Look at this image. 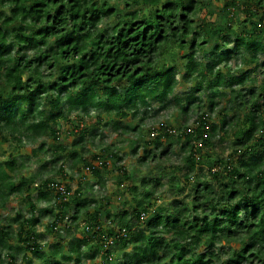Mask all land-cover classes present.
<instances>
[{"label":"trees","instance_id":"obj_1","mask_svg":"<svg viewBox=\"0 0 264 264\" xmlns=\"http://www.w3.org/2000/svg\"><path fill=\"white\" fill-rule=\"evenodd\" d=\"M263 40L264 0H0V205L24 194L30 213L16 214L23 247L9 243L11 227L0 221V264H17L19 252L23 260L39 254L37 215L49 218L55 239L39 256L43 264L96 253L103 264H117L111 249L129 246L119 264H264V79L254 81L264 74ZM176 67L181 81L191 83L186 101H174L184 124L145 129L157 113L151 104L164 105L173 94ZM202 88L207 97L196 99L193 92ZM63 106L80 117L95 111L93 129L76 118L74 139L65 145L58 142L62 122H70ZM104 114L115 120L104 121ZM138 114L137 124L126 123ZM108 122L136 137L131 154L144 149L137 164L167 159L177 144L185 170L173 165L169 182L175 192L189 190L187 198L155 205L159 180L154 187L144 179L135 184L108 147L86 157L85 138ZM43 137L52 143L34 147L39 166L26 169L18 160L21 146ZM216 138L230 143L227 156L213 151ZM59 161L55 173L63 181L42 179ZM68 163L72 170L82 164L101 185L104 170L118 166L116 183L127 184L136 205L117 212L107 197L83 200L81 184L71 193ZM39 201L48 206L39 210ZM80 219L84 227L73 237ZM103 220L117 230L105 229Z\"/></svg>","mask_w":264,"mask_h":264},{"label":"rangeland","instance_id":"obj_2","mask_svg":"<svg viewBox=\"0 0 264 264\" xmlns=\"http://www.w3.org/2000/svg\"><path fill=\"white\" fill-rule=\"evenodd\" d=\"M214 15H211L209 19L211 21L213 20ZM241 19H243V16H241ZM11 43V41L9 42ZM233 44H231L232 46ZM262 45H264V40ZM230 46V47H231ZM12 53H14L16 50H18L17 45L13 44L11 46ZM264 55L261 53L259 55V60H263ZM176 78H177V85L174 87L173 94L170 95L167 98V102L164 105H160L158 103H152L151 108L153 111L157 112L154 116L147 119L144 123V128H151L152 126H156L161 122L167 123L175 129L178 130V127L182 126L184 122L179 119L177 116H183V113L181 111L176 110L175 100H181L186 101L187 95L190 93V82H183L181 81V74L179 72V69L176 67ZM254 76V74H252ZM236 76V75H234ZM255 85H260L262 83V79H264V74H255L254 76ZM247 87V86H246ZM208 92L206 88H202L200 91H194L193 96L196 99H202L204 100L205 97H207ZM196 102V101H195ZM185 105H188V102H184ZM95 114V111H92L90 116L88 117H80L79 111H72L68 112L66 106H63L62 108V115L63 117H66L70 122H62V125L64 127L63 131L61 132V136L58 140L59 143L66 144L70 143L74 136L70 134L71 127H74L76 125V122L78 121L76 118H81L83 127H88L89 129H93L92 124L95 123V118L93 117ZM187 126H192V123L195 118V114L189 110L187 113ZM141 117V114H138L136 118L134 119H128L129 121H126V123L130 124H137L139 122V119ZM111 120V117H107V115L104 114V121ZM115 120V118H112V120ZM111 120V121H112ZM94 127V133L95 136L85 138L86 142L84 145L87 147L85 153V156L88 157L89 155L93 153H99L102 151L103 147H108L109 149L113 150L114 153H116L121 160L118 162L119 166H124V168L127 170L128 174L132 177V180L135 184L138 185L139 181L141 179H144L146 182L149 181L148 186H156V181H160L161 186L156 187V191L154 192L152 196V201L155 203V205H165L169 204L174 199L177 200H185L187 198V195L189 193V190L179 193L178 191H174L170 185L169 178H170V172L172 171V166H179L182 169L185 170V167L183 166L182 161V153L180 152L179 146L177 144H174V146L171 149L172 154L168 156L167 159L160 160L158 163L152 160H148L144 164H137L138 160L137 158L142 156L144 149L139 148L136 155L131 154L132 145L129 143L130 140L136 139V137H132L130 135H121L117 130H114L112 127V122H108L105 126H98L97 129ZM146 137H149L147 134ZM144 135V138H146ZM100 139L103 140V143L100 145ZM217 138L215 139V149L213 150L216 152V154H221V151L223 150V157L227 156L228 153L231 151L230 143L224 142L223 144H219L217 142ZM41 142H44L46 144L52 143L51 139L47 137H43L40 140L36 141L35 143L31 145L23 144L21 146V151L18 155V160L21 163H24L26 169H31L32 171L37 170L39 163L36 161V157L31 154V150L34 147H37ZM167 145H162L159 150H155V153H160L161 150L166 148ZM7 148V145L4 147ZM8 149V148H7ZM149 150H152L154 153V149L151 148ZM42 156V155H41ZM5 154L3 151H0V159H4ZM40 158V157H39ZM61 165V161L57 162L56 165L53 168L48 169L47 173L43 174L42 179L44 177H48L51 175L56 176L57 179L62 180V178L59 177L55 173L57 170V167ZM116 167L114 165H109L107 169L104 170V177H105V183L104 185H101L99 182L95 181V179L91 176L90 172L82 166V164H78V170H72L70 169L69 163L65 165V178L66 181H69L71 193L76 191L79 187V184H81V190H82V199L86 200H96L99 201L100 199H105L106 197L113 201V203L116 206V211L121 212L122 210L126 209L128 211L132 210V207L136 204H133L131 202V198L127 191V184H124V186H118L116 183V178L119 175L117 172ZM171 170V171H170ZM197 172V168L194 170ZM18 173L15 174L17 176ZM180 175V174H179ZM72 179V180H71ZM40 180V179H39ZM37 180V181H39ZM35 181V182H37ZM141 191V190H140ZM140 193V192H139ZM23 195H12L4 204L0 205V221L5 222L6 224L10 225L11 227V235L9 243H11L14 247H23L20 246V243L16 236V231L18 229V222L21 220H18L19 217H16V214L23 215L24 217L30 216L29 211L26 209V203L23 201ZM90 204V203H89ZM48 206L47 203L43 201H39L37 203V208L39 210L45 209ZM89 206L85 209L87 210ZM94 206H90V209H93ZM111 210H114L111 209ZM74 208L72 207L71 210L68 212L69 214L73 213ZM115 211V212H116ZM114 212V211H113ZM68 213H65V218L69 216ZM89 213V212H88ZM82 215H86V211L82 213ZM81 216V215H80ZM113 217V215H112ZM4 218V219H3ZM115 219V218H114ZM18 220V222H17ZM117 221V220H115ZM49 223V218L46 216H39L37 215V224H36V233H37V243L41 246V249L39 251V254L36 256L32 253L27 254V258L25 260L22 259V253L19 252L16 254V262L17 264H43L44 260L41 259L39 256L42 255V253L46 252L47 245L51 243L52 241H55L54 236H52V233L48 230L47 225ZM79 227L77 231L73 233V237L79 236L81 234L82 228L84 227L83 220H78ZM110 223L108 221L103 220V226L105 229H108V227L112 226L115 230H117V226L114 224L109 225ZM117 224V222H115ZM63 236V235H62ZM73 237H69L68 241H71ZM83 251L86 249L85 246H82L81 248ZM131 247H127L125 249H118V248H112L111 253L113 254V258L115 260V263L119 264L123 261V255L130 253ZM88 252V250H87ZM86 252V253H87ZM93 252V251H92ZM7 253V251L3 252V256ZM95 257L90 259L86 258L83 254L80 256L79 260H76L73 258L71 261L61 264H100L103 262L100 254L97 255L94 254ZM72 257H75L72 255ZM7 259H3L2 264H7Z\"/></svg>","mask_w":264,"mask_h":264},{"label":"built area","instance_id":"obj_3","mask_svg":"<svg viewBox=\"0 0 264 264\" xmlns=\"http://www.w3.org/2000/svg\"><path fill=\"white\" fill-rule=\"evenodd\" d=\"M109 243L111 244L112 242L110 241ZM100 264H103V262H101Z\"/></svg>","mask_w":264,"mask_h":264}]
</instances>
